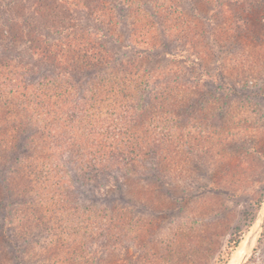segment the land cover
<instances>
[{"label": "rangeland", "instance_id": "obj_1", "mask_svg": "<svg viewBox=\"0 0 264 264\" xmlns=\"http://www.w3.org/2000/svg\"><path fill=\"white\" fill-rule=\"evenodd\" d=\"M103 1L71 8L73 40L140 76L121 143L106 120L73 132L72 103L105 94L87 75L54 81V120L33 105L58 72L35 43L62 36L36 0H0V264H264V0Z\"/></svg>", "mask_w": 264, "mask_h": 264}, {"label": "trees", "instance_id": "obj_2", "mask_svg": "<svg viewBox=\"0 0 264 264\" xmlns=\"http://www.w3.org/2000/svg\"><path fill=\"white\" fill-rule=\"evenodd\" d=\"M36 2L38 7L42 9L45 14L47 13L45 18L46 22H49V29L47 28L48 31L50 29L54 30L59 36L61 35L64 38L61 37L60 44L55 46L52 44L49 45L48 42L45 43V41H42L41 39H38L37 43H35L37 48L41 49L42 55L47 60L48 64L54 65V68L57 69L56 71L58 72L53 74V83H51V87L47 89L48 95L46 96L44 94L41 95L39 99L35 98L33 105L44 104L45 116L54 120V111L57 112L59 108L57 106H60L59 104L63 107L67 106L65 101L63 103L60 102L61 87L56 85V79H59L60 77H69L70 79H74V81L80 82V80H83L87 75V82L85 85L87 91H85V93H88L89 89L95 87V85H101V92L102 94H105L98 97L99 100L94 98L92 92L90 97H86V94H82V96L78 97L76 102L72 103V106L74 107L73 111L76 109L77 113L75 119H71L78 124V126L75 127L76 129L73 127V132H78V134H80L79 131L81 130L79 129V126L81 125L82 131H86L87 136L93 134L97 137L99 132L96 131L94 125L97 122L99 123L100 120H106L107 124L113 123L118 129L116 135L120 138L119 143H121L127 137L126 133L128 131L126 128H128V123L131 122L134 127L141 129L144 124L141 119L147 113L146 106L150 103V100L146 102V105L144 102L143 104L139 103L143 93L139 91L137 86L139 83L136 82V78H140L139 74L136 73L137 70L133 75H130V73L127 75L126 67L128 62L115 59L112 54L110 55L105 49L103 43L97 39V34H95V36L91 33V35H88L89 37L84 36L80 37L77 41L73 40L75 37L73 31L76 26L72 24L71 8L73 10V8L82 3L83 6L89 10L93 11L96 9L99 14L104 15L105 13V15H107L105 1L71 0L68 4H65L62 0H50L49 3L46 2V0L45 2L44 0H36ZM111 31L112 28L107 30L102 36L109 37ZM35 38L36 37H34V39ZM171 53L172 51L165 54L164 57L172 56ZM142 61L139 62L140 67ZM132 66H135V64L133 63ZM113 67H115V69L117 68L118 71L115 73L116 76L113 74V78L110 79V74L112 75V71H114ZM110 69V72L112 73H107ZM100 74H102L103 77H100ZM128 76L132 77L129 79ZM126 78H128V81L130 80L129 85H126V81H124ZM113 79L117 81L115 88L109 87ZM105 85L108 86L103 87ZM130 85H132V87H129ZM128 96L129 99H127ZM102 97H105L107 101L105 100L106 103L103 102L102 106H100ZM48 129L55 130L51 127ZM101 138L105 141L107 137ZM94 154L98 156H106L105 153H98V151H94ZM92 169L97 171L96 167H93ZM95 188H99V184L96 185ZM260 203V201L257 202L256 208L260 206ZM238 243L239 237H236V235H233L228 242L229 245H232V249L236 248Z\"/></svg>", "mask_w": 264, "mask_h": 264}, {"label": "water", "instance_id": "obj_3", "mask_svg": "<svg viewBox=\"0 0 264 264\" xmlns=\"http://www.w3.org/2000/svg\"><path fill=\"white\" fill-rule=\"evenodd\" d=\"M263 204H264V202H263ZM247 253H248V248L245 249V251H244V255H243V256H246ZM240 260H241V259H240ZM237 262H240L239 259L236 261L235 264H239V263H237Z\"/></svg>", "mask_w": 264, "mask_h": 264}, {"label": "bare ground", "instance_id": "obj_4", "mask_svg": "<svg viewBox=\"0 0 264 264\" xmlns=\"http://www.w3.org/2000/svg\"><path fill=\"white\" fill-rule=\"evenodd\" d=\"M264 205V204H263ZM239 258V257H238ZM238 258L235 260V262L238 260ZM230 262V261H229ZM235 262L233 263V264H235ZM228 264H230V263H228Z\"/></svg>", "mask_w": 264, "mask_h": 264}]
</instances>
